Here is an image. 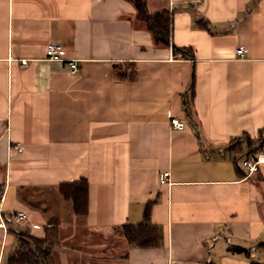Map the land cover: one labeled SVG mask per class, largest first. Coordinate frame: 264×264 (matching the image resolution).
Returning a JSON list of instances; mask_svg holds the SVG:
<instances>
[{
  "label": "crops",
  "instance_id": "0c3cea01",
  "mask_svg": "<svg viewBox=\"0 0 264 264\" xmlns=\"http://www.w3.org/2000/svg\"><path fill=\"white\" fill-rule=\"evenodd\" d=\"M146 3L171 11V45L133 0H0L2 211L28 215L0 226V264L47 226L48 264L264 263V162L249 178L237 164L264 136V0ZM50 42L76 72L47 57ZM82 178L78 215L59 185ZM148 206L163 244L131 245L120 227Z\"/></svg>",
  "mask_w": 264,
  "mask_h": 264
},
{
  "label": "trees",
  "instance_id": "16d2710c",
  "mask_svg": "<svg viewBox=\"0 0 264 264\" xmlns=\"http://www.w3.org/2000/svg\"><path fill=\"white\" fill-rule=\"evenodd\" d=\"M138 9L137 17L144 21L154 35L157 43L172 44V13L170 10L151 12L147 7L146 0H133ZM199 26L207 27L208 23L198 22ZM176 53L183 52L190 55L186 47H178L173 44ZM254 148L250 152H258L264 146V136L258 137ZM249 141V140H248ZM250 142L252 146L253 142ZM235 154L241 153L242 146L238 139L229 144ZM60 192L71 202L73 210L78 215H85L88 211L89 183L85 178L77 181L60 183ZM0 187V191H1ZM121 234L134 246L153 247L163 244V228L151 221L150 206L145 211V221L139 224L125 223L120 227ZM59 242V229L56 226H47L44 237H37L29 232H21L18 246L11 252L8 264H48L52 260L51 248ZM264 264V263H253Z\"/></svg>",
  "mask_w": 264,
  "mask_h": 264
},
{
  "label": "built area",
  "instance_id": "2783aa9c",
  "mask_svg": "<svg viewBox=\"0 0 264 264\" xmlns=\"http://www.w3.org/2000/svg\"><path fill=\"white\" fill-rule=\"evenodd\" d=\"M238 54L244 56L247 52V48L245 46H240L237 49ZM47 57L51 60H68L70 62L71 71L74 73L78 70L77 61L75 59H68L63 55V46L56 42H50L47 45L46 49ZM172 125L176 129H184L185 121L180 119L179 117H172L171 119ZM14 149L17 151H22L23 146L21 144H17L14 146ZM264 162V154L253 152V154L248 153L244 157L237 158V164L239 168L245 173L246 177H251L253 173L258 171L260 163ZM169 172H165L162 177V182L166 181ZM5 199L4 191H0V226L6 227L7 223H12L13 225L22 224L25 220L28 219V215L24 210L14 211L11 213L3 212L2 205ZM218 236H214L216 239Z\"/></svg>",
  "mask_w": 264,
  "mask_h": 264
},
{
  "label": "rangeland",
  "instance_id": "374dc122",
  "mask_svg": "<svg viewBox=\"0 0 264 264\" xmlns=\"http://www.w3.org/2000/svg\"><path fill=\"white\" fill-rule=\"evenodd\" d=\"M11 198V192H9V195H8V199H10ZM9 213H11V211H9ZM17 226H19V225H17Z\"/></svg>",
  "mask_w": 264,
  "mask_h": 264
}]
</instances>
